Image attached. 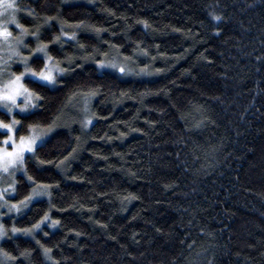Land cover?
I'll return each instance as SVG.
<instances>
[{
    "label": "trees",
    "instance_id": "trees-1",
    "mask_svg": "<svg viewBox=\"0 0 264 264\" xmlns=\"http://www.w3.org/2000/svg\"><path fill=\"white\" fill-rule=\"evenodd\" d=\"M26 2L46 8L42 14L59 10L69 23L91 18L132 45L124 51L105 44L99 52L100 59L130 68L131 80L109 86V99L96 109L103 118L90 128L93 139L65 161L67 178L53 193L65 209L53 210L63 227L48 236L36 233L45 246L56 245L55 259L264 264V0ZM212 13L220 19L213 21ZM136 43L150 55H138ZM95 87L85 84L70 99L61 123L71 124L74 113L90 114L93 97L83 93ZM126 121L141 131L129 132ZM41 178L59 177L45 168ZM24 191L21 186L19 194ZM128 193L139 199L121 213L117 196ZM73 201L82 205L79 211L67 207ZM44 207L46 200L37 199L21 215H3L2 223L30 227ZM2 246L17 262L0 254V264H27L18 248L34 249L33 264H42V250L22 233Z\"/></svg>",
    "mask_w": 264,
    "mask_h": 264
},
{
    "label": "clouds",
    "instance_id": "clouds-1",
    "mask_svg": "<svg viewBox=\"0 0 264 264\" xmlns=\"http://www.w3.org/2000/svg\"><path fill=\"white\" fill-rule=\"evenodd\" d=\"M62 2L68 3L69 0ZM87 2L91 4L94 0ZM45 11L46 8L37 11L26 0H6L0 8V28L8 32L6 39H0V96L8 93L14 84L20 87L19 95L15 97L14 102L6 98L0 99V125H4L0 127V147L11 150L13 142L19 144L22 137L32 135L33 129H39L41 133L34 141L32 149L25 151L14 166L7 168L6 171H0V183L6 185L0 187L5 190L3 198L0 199V209L6 210V214L21 215L30 209L37 199L46 200V207L40 211L31 226L19 228L26 231L16 232L13 226L8 228L3 224V231H0V253L8 261L17 262L15 252L6 251L2 244L5 239H13L16 234L22 233L35 240L39 250H42V264H62L63 260L69 258L62 257L61 261L56 260L53 255V247L56 245L45 246V243L36 238L37 232L48 236L50 232L63 227L61 219L54 218L53 210L65 209L57 206L53 193L58 191L61 179L67 178L62 176L66 169L58 168L50 162L63 160L73 153L74 148L76 149L74 154L83 151L88 141L93 139L91 126L103 118L102 109L101 112L96 109H100L109 99V86H121L125 81L131 80L129 73L121 75L108 62L100 59L99 52L103 51L105 44H110L114 49L119 45L124 51L132 45L125 42L126 36L122 38L119 31L104 27L103 24L97 26L91 22V18L69 23L59 10L55 15L42 14ZM105 11L112 15L110 10ZM210 15L213 21L220 19L214 13ZM24 17H29L30 23H25ZM53 21L59 25L58 30L54 27ZM147 25L148 27L144 26L145 29L150 28L148 23ZM81 32L90 35L82 37ZM134 51L138 55H150V49L141 48L140 43L135 44ZM101 60L105 62L103 65L98 63ZM50 67L55 69L51 80L41 75ZM85 84H94L97 91L93 97V109L89 114L90 123L85 126L82 123L84 118L78 113H74L76 118L71 124L61 123L60 113L71 110L70 99L77 97ZM125 127L129 132L141 131L140 128L131 127L127 121ZM125 135L127 133H120L121 137ZM108 139L111 140L113 137ZM45 168H51L52 175L59 178H41L42 170ZM129 174L134 175L131 172ZM42 184L51 187H39ZM21 186L25 188L22 195L19 194ZM14 196H18L16 207H13V202L9 199ZM117 199L121 204L119 211L123 213L139 197L128 193L117 196ZM67 207L79 211L82 205L78 206V202L73 201ZM42 217H47L46 222L37 225V221ZM33 225H37L36 229H32ZM75 235L79 236L81 233L76 231ZM17 251L24 262L33 264L34 249L18 248Z\"/></svg>",
    "mask_w": 264,
    "mask_h": 264
},
{
    "label": "snow or ice",
    "instance_id": "snow-or-ice-1",
    "mask_svg": "<svg viewBox=\"0 0 264 264\" xmlns=\"http://www.w3.org/2000/svg\"><path fill=\"white\" fill-rule=\"evenodd\" d=\"M5 2H6V0H0V8L3 7V4ZM139 23L143 24L145 27H148L146 21H139ZM65 35H68V34L65 33ZM7 36H8V32L6 30L0 28V39H6ZM126 59H128V58L126 57ZM98 63L103 65L105 62L103 60H101ZM108 63L110 64L111 67L116 69L121 75L128 74L131 71L130 68H127L123 64H117L116 62H108ZM54 70H55L54 67H50L47 72L41 73V75L43 76V78L51 80L53 77ZM141 71H143V69ZM157 71H159V70H157ZM19 92H20L19 85L14 84L13 86L10 87L8 93L4 94L3 96H0V99L6 98V99L12 100L14 102L15 97L17 95H19ZM83 94L87 95L89 97H94L97 94V91H96V89H92L88 93H83ZM124 95H125V93H121V96H124ZM84 111L86 113L88 112L87 104L85 105ZM90 121H91V116L87 115L85 117V119L82 121V123L85 126H88ZM3 126L4 125H0V127H3ZM40 135H41V133H40L39 129H33L32 135H30L28 137H22L19 144L13 142L11 150H8L5 147H0V171H6L7 168L14 166L18 162V160L20 159V157L22 156V154L25 151H29L32 149L34 141ZM75 151H76V149L74 148L73 153H70L63 160L53 161L50 163H52L54 166H56L58 168L63 167L65 165V161L69 160V158H72ZM73 179H76V177H73ZM39 187L44 188V187H51V186L42 184V185H39ZM4 191H5L4 189H0V199L3 198ZM16 206H18V204L13 203V207H16ZM46 219H47V217H42L39 221H37V225L45 223ZM37 225H33L32 229H36ZM3 227H4L3 223L0 222V231H3ZM13 230L16 232L26 231V229H19V228H16L15 226H13ZM28 230H31V229H28ZM0 254H2V253H0Z\"/></svg>",
    "mask_w": 264,
    "mask_h": 264
},
{
    "label": "rangeland",
    "instance_id": "rangeland-1",
    "mask_svg": "<svg viewBox=\"0 0 264 264\" xmlns=\"http://www.w3.org/2000/svg\"><path fill=\"white\" fill-rule=\"evenodd\" d=\"M0 187H6V185H3L2 183H0ZM11 197H9L10 199ZM3 215L7 216V215H11V214H6V210L4 209H0V222H2V219H3Z\"/></svg>",
    "mask_w": 264,
    "mask_h": 264
}]
</instances>
